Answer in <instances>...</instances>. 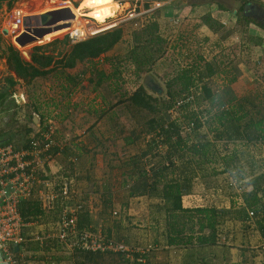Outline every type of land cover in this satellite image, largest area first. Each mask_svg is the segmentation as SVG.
<instances>
[{"label":"crops","instance_id":"0c3cea01","mask_svg":"<svg viewBox=\"0 0 264 264\" xmlns=\"http://www.w3.org/2000/svg\"><path fill=\"white\" fill-rule=\"evenodd\" d=\"M245 1L264 7V0ZM173 3H177L176 0L170 1V4ZM4 5L6 4H3L0 10ZM208 7L202 11L190 7L179 14L177 7L162 8L159 11L161 16L156 17V20L163 23L165 12L171 18L178 15L180 19L184 17L185 20L210 14L224 26V29L236 32L234 30L236 25L231 24L227 18V9L221 11L218 6L211 3ZM151 14L140 16V23L143 19L151 18ZM199 26V31L196 32V35H200L196 36L199 42L215 39L214 33L206 25ZM131 27L132 30L127 32L123 28L125 33L121 41L114 46L109 55L118 56L119 53H123L119 52L123 41L129 44L130 49L134 31L133 26ZM249 30L250 35L262 39L260 44L252 47L249 52L251 56H248L250 60L257 61L264 53V28L251 26ZM66 40L59 38L44 46L47 50L53 51L54 60L59 59L67 50L68 46L63 44ZM241 40L242 37L234 33L222 43L232 46ZM31 51H27L29 57ZM241 60L238 58L233 63L237 81L232 85V90L238 98L248 93L256 82L253 73ZM65 72L76 76L82 74L83 67L77 65ZM85 74L87 79L88 73ZM150 75L160 86L159 94H162L164 92L162 85L152 74ZM62 85H64L62 78L56 73L48 76L47 80H35L30 87L19 82L13 92L25 95L27 103L22 108L23 112L25 107L33 111L36 109L43 115L58 110L59 133L68 131L72 134V144L64 152L57 154L45 169L47 178L54 180L53 193L57 192L61 179L74 180V203L83 206L77 216L79 230H86L103 239L141 249L146 252L140 256L147 264L264 263V256L258 250L263 238L257 225L264 213L250 217L248 215L250 211L242 199V195L252 189L251 180L255 178L256 181L260 180L258 178L260 173L247 177L245 171L240 168L226 170L221 160L235 149L239 165H243L251 158L264 161L263 146L238 142L233 145L214 143L213 155H210L212 160L208 163L192 160L187 152L177 155L173 148L175 137H171L169 142H164L162 149L157 151L158 129L150 130L145 118L132 117L124 104L109 109L108 102L102 100V96H105L102 91L104 86L95 92H87L88 90L80 92L79 99H76L77 97H66L61 89ZM29 93H32V98L29 97ZM112 103H115V100ZM4 115V118H13V114L6 110ZM32 122L34 125L30 127L32 132L24 138L27 143L42 125L40 120L37 122L32 118ZM156 123L165 127L167 122L157 118ZM13 124L15 123L9 124V127L0 133L16 134L19 129L16 131ZM208 134L207 128L203 127L198 132L186 135L187 142L196 144L205 138L211 140ZM56 139L59 140L60 136ZM17 143L20 146L23 140ZM170 160L171 165L168 166ZM183 179L189 184L187 193L181 198L183 208H213L220 211L218 225L220 240L217 245L192 248L166 245L164 212L161 207L162 186L170 180ZM259 186H263V183ZM262 195L260 193L258 196L264 201ZM59 208L56 205L54 209L25 221L24 241L12 248L14 264H124L119 253L85 251L60 242ZM113 212L117 215L113 216Z\"/></svg>","mask_w":264,"mask_h":264},{"label":"trees","instance_id":"16d2710c","mask_svg":"<svg viewBox=\"0 0 264 264\" xmlns=\"http://www.w3.org/2000/svg\"><path fill=\"white\" fill-rule=\"evenodd\" d=\"M15 2L16 0H0V8L5 3L11 6ZM217 6L219 10L226 11L223 6ZM158 11H154L156 17L161 16ZM156 17L141 21L140 27L132 32L131 50L122 57L109 55L123 37V27L120 26L100 32L73 46H68V41H64L63 44L68 46L67 50L57 60H54L53 51L48 54L44 46L32 48L29 62L23 60L11 46L3 50L9 74L0 86V110L4 111L9 102L11 107L13 105V113L17 114L15 110L21 117L25 115V121L15 127L16 131L19 129L16 134L0 133V146L12 144L13 137L18 136L23 143L13 146L16 149L25 148L27 141L24 138L30 135V129L34 126L33 114L38 115L40 122L44 116L40 111H33L29 107H25L24 112L23 107L16 110L12 93L17 83L30 87L35 80H47L51 74L58 73L64 84L61 89L69 98L70 90L80 85V79L84 80L87 72V86L82 88L83 93L87 90L95 92L105 86L107 96H102V100L108 102L109 109L124 104L132 117L145 118L150 130L158 129L156 134L162 137L163 143L175 137L173 148L177 155L187 152L192 160L208 163L212 160L210 155H213L214 143L238 142L264 147V54L257 61L248 58L252 47L261 43V37L255 38L249 34L243 36L240 43L226 47L222 42L230 35L231 30H223L224 26L209 14L201 18L202 24L214 33L215 39L199 42L195 36L199 24L191 26L185 19L176 24L177 21L170 20L169 26L166 27L164 23L163 27L160 20L154 19ZM240 19V24H253L244 16ZM202 44L211 54L209 59L201 52ZM238 58L242 59L245 67L256 78L248 93L239 98L232 90V85L237 81L233 63ZM77 65L83 67L82 74L71 76L65 72ZM148 73L164 83L165 93L159 94L155 90L149 92L143 86V76ZM189 91L194 94L195 107L183 108L177 118L171 120L168 111L172 108L173 100ZM163 95L164 99L161 97ZM114 100L115 103H112ZM187 113L190 115L185 119ZM17 117L18 114L16 119ZM157 118L167 122L166 128L156 123ZM190 123L194 125L192 133L206 127L211 140L205 138L196 144L188 143V136L181 135L179 129ZM233 150L221 159L225 169L240 168L247 177L260 173L257 176L260 180H251L252 189L243 194L242 199L254 217L258 213L263 214L264 201L258 195L262 193L264 197V161L251 158L239 165V158L235 149ZM170 165L171 160L168 163ZM261 183L263 186H259ZM188 185V181L183 179L170 180L162 186L161 207L164 212L166 245L184 248L217 245L220 240V211L213 208H183L181 198L187 193ZM20 211L25 221L43 213L34 202H22ZM262 217L257 225L264 242V216Z\"/></svg>","mask_w":264,"mask_h":264},{"label":"built area","instance_id":"2783aa9c","mask_svg":"<svg viewBox=\"0 0 264 264\" xmlns=\"http://www.w3.org/2000/svg\"><path fill=\"white\" fill-rule=\"evenodd\" d=\"M114 1L118 6L116 13L112 17L106 18L102 23L83 16L73 25L69 24L70 28L66 33L68 46L81 43L100 32L119 27L125 21L151 14L167 3L154 0ZM21 2L22 0H16L10 11L7 26L2 33H4L3 36L9 38L10 46L19 52L23 60L30 61L25 48L27 44L18 43L21 37L32 35L29 33L28 11L30 10L20 7ZM55 3L58 2L55 1ZM145 6L146 9H144ZM86 86L87 80L80 79V85L70 90L69 97L73 98ZM12 98L20 106L26 104V97L23 93L13 92ZM185 107H195L194 94L191 91L173 100L172 108L168 111L171 120H175L178 113ZM33 117L40 120L36 114H33ZM58 117V110L44 115L41 121L42 125L35 131L25 148L16 149L10 143L0 146V255L2 260L7 264H14L12 248L24 241L25 219L21 215L20 205L22 202H34L41 212L50 211L56 205L60 207L58 212V239L60 242L85 251L119 253L126 262L125 264H147L146 260L140 256L145 254V251L103 239L94 233L77 228V216L83 206L74 203L73 179H61L57 192L53 193L54 180L47 178L45 167L53 161L57 154L64 152L72 144L73 138L68 131L59 133ZM22 122L23 117L18 115L14 127L21 125ZM193 126V123L183 125L179 129L180 134L184 136L191 134ZM57 136H60L59 140L56 139ZM157 143V151H159L163 147L160 135L157 137ZM112 215L116 216L117 213L113 212ZM248 215L253 217L251 211L248 212ZM258 250L264 256V242L258 246Z\"/></svg>","mask_w":264,"mask_h":264},{"label":"rangeland","instance_id":"374dc122","mask_svg":"<svg viewBox=\"0 0 264 264\" xmlns=\"http://www.w3.org/2000/svg\"><path fill=\"white\" fill-rule=\"evenodd\" d=\"M26 1H30V0H22V2L21 3H23V2H26ZM55 1L56 2H58V3H55ZM31 0V2L34 4V6H35V8H38L40 11L41 10H45V9H48V8H52V7H55V8H59V7H63V6H66V5H70L71 7H73V9H77L78 8V6H79V4H80V2H81V0ZM176 2L177 3H173L174 4V6H173V4H170V2L167 4H164L161 8H159L158 10L160 11V9H162V8H171V9H174V8H176V10H177V14H179V13H182L185 9H188V8H196V10H201L202 11V9H204V8H209L208 6H209V3L210 2H208V3H204V4H192L189 0H176ZM212 5H214V6H216L217 7V5L218 4H213V3H211ZM14 5H15V3H13L11 6H9V5H4L3 6V8H2V10L0 11V86H1V84L4 82V79L6 78V73L8 74L9 73V71L7 70V65H6V61H5V58L3 57V54H2V52H3V50H5L8 46H10V40H9V38L7 37V36H3V34L4 33H2V31L5 29V27L7 26V22L9 21V17H10V11H11V9L14 7ZM227 5H229V6H231V7H233L232 9H230V10H228L227 8V10H228V12H226V14H227V18L229 19V21H230V23L232 24L233 23V25H236V28L234 29L236 32H234L232 29H223V30H225V31H230L231 33H230V35L227 37V38H229L230 36H231V34H234V33H236L239 37H243V36H248L249 35V32H250V30H249V28L251 27V26H253L254 28L256 27H259V29L260 28H262L263 29V27L261 26V25H259V23H256V22H253V24L252 23H247V24H245V23H243V24H240L239 23V21H241V16H243L242 14H241V12H238V13H236V14H234L232 11H234V8H236V7H238V5L236 4V1L234 2L233 0H230V2H228V4ZM31 6V5H30ZM203 7V8H202ZM31 8H32V6H31ZM141 8V7H140ZM139 8V9H140ZM147 7L145 6L144 7V9H146ZM141 10V9H140ZM31 11H33V10H31ZM158 11V12H159ZM80 13L81 14H87L88 13V11L87 10H85V9H83V10H81L80 11ZM175 13V12H174ZM45 14H49V12H45ZM167 12H165V14L163 15L165 18L162 20V22L163 23H161L162 25H163V27H164V23H165V25H166V27L167 26H169V21L170 20H172L173 22H175V21H177V23L176 24H178V23H180V22H183V20H184V17L182 18V19H180L179 18V16L177 15V17L175 16V18H171L170 17V15H168L167 16ZM83 17V16H82ZM87 18H90L89 16H86ZM151 17L153 18V17H156V14L154 15L153 13L151 14ZM204 17V15L203 16H201V17H199V18H197V17H194V18H189V20L188 19H186V22H188L187 24H190L191 26H194V25H196V24H199V25H201L202 24V19L201 18H203ZM245 17V16H244ZM139 18H140V16L139 17H137V18H135V19H132V20H129V21H125L123 24H122V26H120V27H123L124 28V31L125 32H127L128 30H132V27L131 26H133V29L135 30V29H137V28H139L140 27V21H139ZM151 18V19H152ZM246 18V17H245ZM154 19H157V18H154ZM196 19H197V21H196ZM248 19V18H247ZM200 20V21H199ZM248 20H250V19H248ZM101 21V20H100ZM95 22V21H94ZM69 26V25H68ZM56 27V26H55ZM55 27H52V28H55ZM200 27V26H199ZM70 28V26L69 27H67L66 29H67V31H68V29ZM50 29V28H49ZM139 30V29H138ZM60 31H63V30H60ZM67 31L65 32V31H63V32H61V33H58V34H56V35H53L52 37H50V38H48V40H44V41H41V42H36V41H34V42H32V43H27V46L25 47L26 48V50L27 51H31L32 50V48H34V47H37V46H45L46 45V43L47 44H50L49 42L50 41H52V40H57V39H59V38H66V33H67ZM199 30L197 29L196 30V32H198ZM224 31V32H225ZM124 32V33H125ZM196 32H195V36H197L196 35ZM198 36H200V35H198ZM250 36H253V35H250ZM226 38V39H227ZM255 40V39H254ZM204 41V40H203ZM208 41V40H207ZM132 42V41H131ZM128 45L129 44H127L125 41H123V46L121 47V51H119V52H123V53H119L118 54V57H122V56H125V55H127L128 54V52L131 50V44H130V49H128ZM226 47H228L227 45H225ZM48 51V54L50 53V50H47ZM126 51H128L127 53H126ZM201 52L203 53V55L207 58V59H209L210 58V56H211V54H210V52H209V50L208 49H206V47H205V45H204V47H203V49L201 50ZM28 54H29V52H28ZM28 54H27V56H28ZM249 54V56H251V53H248ZM264 54V53H263ZM246 56V55H245ZM148 74H150V73H148ZM160 82V84L162 85V87L164 86V83H162L161 81H159ZM23 84V83H22ZM109 89V88H108ZM31 90H32V88H31ZM110 90V89H109ZM103 91V94L105 95V96H107V93H106V89H105V86H104V89L102 90ZM101 91V92H102ZM165 93V92H164ZM102 94V95H103ZM29 97L30 98H32L33 97V95H32V93H29ZM77 97V98H76ZM79 97L80 96H78V94L77 95H74V98H76V99H79ZM162 97V99H164L165 97H164V95L163 96H161ZM161 99V100H162ZM7 105H6V107H5V110L6 111H8V113L9 114H13V118L11 119V118H9L8 119V117H5L4 118V111L3 110H0V128L2 129V130H5V129H7L8 127H9V124H11L12 122L13 123H15V121H14V117L18 114L19 115V112L18 111H15L14 110V112H17V114L15 115L14 113H13V110H12V107H13V105H12V107H11V105L9 104V102L8 103H6ZM14 105H15V108H16V110H18V108H19V104H17L15 101H14ZM23 106H21V108H22ZM186 116H185V119L186 118H188L189 117V113H187V114H185ZM11 119V120H10ZM36 120V119H35ZM38 123H36V125H37ZM14 126H15V124H13ZM14 138V140L11 142L13 145H16L17 144V142H19V138H18V136H15V137H13ZM233 145V144H232ZM231 146V145H230ZM245 187V186H244ZM243 187V188H244Z\"/></svg>","mask_w":264,"mask_h":264},{"label":"bare ground","instance_id":"6f19581e","mask_svg":"<svg viewBox=\"0 0 264 264\" xmlns=\"http://www.w3.org/2000/svg\"><path fill=\"white\" fill-rule=\"evenodd\" d=\"M65 9H68L70 11V13L73 15V19L69 21H58L54 23L55 17L63 15ZM83 9L87 10L88 13L81 14L80 11ZM117 9L118 6L114 0H81L77 9H73V7H71L70 5H66L59 8L50 7L41 11L38 8H34L33 11H28V16L30 17L29 33L35 34V32L40 29L52 28L65 23L73 25V23H75L82 16H89L90 18L94 19L97 23H102L106 18L112 17L116 13ZM45 12H49L50 15L49 19L47 20L48 23L43 24L41 23L40 17L45 15ZM66 28L67 27L51 31L44 35L41 39L36 40V42L48 40V38L52 37L53 35H56L63 31L66 32Z\"/></svg>","mask_w":264,"mask_h":264},{"label":"water","instance_id":"95a60500","mask_svg":"<svg viewBox=\"0 0 264 264\" xmlns=\"http://www.w3.org/2000/svg\"><path fill=\"white\" fill-rule=\"evenodd\" d=\"M234 2L236 0H233ZM192 4H204V3H215V4H218V5H221L224 7V9H232L233 7L227 5L228 2H230V0H191L190 1ZM236 4L238 5V7L234 8V11H232L233 13H237L238 10L243 6L242 4V1H239L237 0L236 1ZM32 8H31V6ZM254 6L257 7V9L264 14V7L262 6H259V5H254V4H250L248 3L246 6H243L242 8L245 10L246 7H250V8H254ZM20 7L22 8H25V9H28V10H34L35 6L32 2L30 1H26V2H23L20 4ZM49 15L50 14H45L43 16L40 17V20H41V23L45 24V23H48L47 20L49 19ZM243 15H244V11H243ZM73 19V15L70 13V11L68 9H65L64 10V14L63 15H59L57 17H55L54 19V23L58 22V21H69V20H72ZM68 23H65V24H62V25H59V26H56L55 28H47V29H40L38 31L35 32V34H32L30 36H24V37H21L19 40H18V43L21 44V45H26L27 43H31V42H34L35 39H41L44 35H46L47 33L51 32V31H54V30H57V29H60V28H64V27H68ZM264 28V26H263ZM143 86L145 88H147L148 90H155L157 92H160V86L158 85V83L154 80V78L150 75V74H146L144 76V79H143ZM33 119H36L37 122L39 121L36 117ZM0 264H7L5 263L3 260H2V257L0 255Z\"/></svg>","mask_w":264,"mask_h":264},{"label":"flooded vegetation","instance_id":"af4514ba","mask_svg":"<svg viewBox=\"0 0 264 264\" xmlns=\"http://www.w3.org/2000/svg\"><path fill=\"white\" fill-rule=\"evenodd\" d=\"M189 1H191V0H189ZM248 3H250V2H246L245 0H242L243 6H246ZM250 4H252V3H250ZM254 5H256V4H254ZM242 7L238 10V12H241V14L243 15V11H244L243 16H245L246 18L250 19L253 22L259 23V25H261L262 27L264 26V14L261 13L257 9L256 6H254V8L246 7L245 10Z\"/></svg>","mask_w":264,"mask_h":264}]
</instances>
